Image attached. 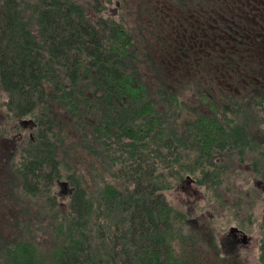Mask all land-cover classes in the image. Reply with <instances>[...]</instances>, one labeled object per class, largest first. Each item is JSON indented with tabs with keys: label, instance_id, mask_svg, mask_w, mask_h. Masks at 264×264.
Segmentation results:
<instances>
[{
	"label": "trees",
	"instance_id": "16d2710c",
	"mask_svg": "<svg viewBox=\"0 0 264 264\" xmlns=\"http://www.w3.org/2000/svg\"><path fill=\"white\" fill-rule=\"evenodd\" d=\"M0 87V132L28 123L8 174L40 202L0 264H198L218 246L168 191L216 196L236 163L264 184V2L0 0Z\"/></svg>",
	"mask_w": 264,
	"mask_h": 264
},
{
	"label": "rangeland",
	"instance_id": "374dc122",
	"mask_svg": "<svg viewBox=\"0 0 264 264\" xmlns=\"http://www.w3.org/2000/svg\"><path fill=\"white\" fill-rule=\"evenodd\" d=\"M256 1L264 2V0ZM168 8V5L163 6L165 11H171ZM111 9L116 12L117 6L114 5ZM132 19L133 21L130 20V22L135 29L138 23L148 30H150L148 23L154 25L146 13L141 21L137 20L136 16ZM185 19V23L178 31L179 23L174 20H170L169 23L173 32L182 37L184 48H187L192 41L188 30L190 24L188 15ZM151 30L155 31V28ZM167 72L169 73L168 69ZM163 74L165 76L164 72ZM5 97L0 87V122L6 121L3 106ZM27 131L28 123H25L20 129L8 124L5 133L0 132V235H7L8 238L14 236L13 227L16 229L18 221L30 223L29 217L37 216L36 212L38 213L40 208L38 199L29 201L24 198L23 200L24 196L17 195L21 192L22 185H16L18 178L8 174L12 165L11 158L21 149L24 134ZM168 195L181 210L187 212L188 224L199 234V244L201 243L203 250L215 243L218 246L212 255L215 256L214 258L204 257V254L199 252L198 264H260V221L264 211V184L252 178L248 164H234L231 169V178H224V183L216 196L207 191L206 187H200L196 180L190 177L180 183L177 188L169 190ZM20 208L28 213L23 220H17L21 218L18 212ZM247 218L249 219L246 220ZM234 227L246 232V243L236 241L233 237L235 234L230 236ZM208 231L210 235H205L204 232Z\"/></svg>",
	"mask_w": 264,
	"mask_h": 264
},
{
	"label": "flooded vegetation",
	"instance_id": "af4514ba",
	"mask_svg": "<svg viewBox=\"0 0 264 264\" xmlns=\"http://www.w3.org/2000/svg\"><path fill=\"white\" fill-rule=\"evenodd\" d=\"M248 219L249 218H247L246 220H248ZM232 232L233 233H231L230 236H233L232 234H235L233 237L236 238V241H238V242L243 241V243L247 242V240L245 238L246 232H244L243 230H240L239 228H235V227L232 228ZM242 234L244 235L243 237H242Z\"/></svg>",
	"mask_w": 264,
	"mask_h": 264
}]
</instances>
